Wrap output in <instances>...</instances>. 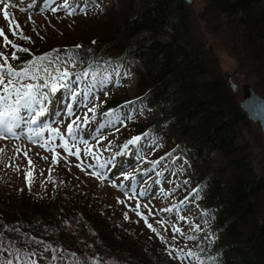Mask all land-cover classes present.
<instances>
[{
	"label": "trees",
	"instance_id": "obj_1",
	"mask_svg": "<svg viewBox=\"0 0 264 264\" xmlns=\"http://www.w3.org/2000/svg\"><path fill=\"white\" fill-rule=\"evenodd\" d=\"M203 1L206 10L226 19L243 83L252 81L264 97V0ZM120 25L115 29L99 24L96 31L104 33L75 39L70 46L82 47L71 54L76 66L67 65L69 71L81 72L91 65L102 72L106 53L137 62V96L112 99L100 110L117 109L124 101L158 105L159 118L140 122L129 132L131 137L174 135L172 142L163 141L159 154L165 158L173 153L188 162L187 184L201 190L198 197L188 193L208 209L211 232L192 235L209 234L212 239L200 241L197 256L204 264H213L210 258L216 264H264V173L253 171L246 145L238 144L237 127L247 118L218 71V57L195 31L192 11L184 0H143V6L132 9ZM20 30L26 35L21 26ZM143 34L148 38H139ZM30 38L31 43L15 42L30 50L18 53L17 67L38 55L57 53L54 49L59 54L67 50L54 42L37 45ZM119 139L118 148L128 141L123 135ZM125 226L128 221L115 222L99 198L67 181L41 194H24L7 189L0 176V234L6 240L25 238L51 245L56 251L49 253L57 256L58 264L78 258L88 264H174L175 258L153 245L154 237L148 238L151 243L139 240Z\"/></svg>",
	"mask_w": 264,
	"mask_h": 264
},
{
	"label": "rangeland",
	"instance_id": "obj_2",
	"mask_svg": "<svg viewBox=\"0 0 264 264\" xmlns=\"http://www.w3.org/2000/svg\"><path fill=\"white\" fill-rule=\"evenodd\" d=\"M68 2L70 4L69 9H59L53 13L50 8L63 3V0H56L55 4L52 3V0H9L7 11L10 21L14 25L19 24L26 35L35 38L37 45H41L39 41H42L45 45H50L51 42H54L55 46L66 47L67 50L64 54H58L63 58L69 52L68 58L76 50L75 47H71L70 45L79 36L89 37L98 32L104 33V29L96 31V25L99 24L117 29L121 27L122 21L131 15L132 9L139 10L143 6V0H94V2L90 0L86 8L82 0H68ZM204 4L205 1L203 0H194L193 5L191 7L188 6L192 11L195 31L218 57V71L222 74V77L224 78L226 72L231 73L232 81L239 87V90L235 94L237 98H241L240 87L244 84L252 86V81L243 83L241 76L237 73V59L233 55L234 40L229 42V32L225 30L224 25L226 19L212 10H206ZM129 6L131 7L129 8ZM21 8L24 11H20ZM72 8H75V14L69 15L68 13ZM82 8L85 10L81 11ZM3 12V4L0 3V28L4 29L5 34L9 36L10 40L14 42L19 41L20 39L13 37L9 32V24L5 21ZM43 37L45 41H43ZM146 37L147 35L143 34L139 38ZM83 39L87 41L88 38ZM0 50L5 51L9 56L12 51L10 46L6 50L3 48L2 37H0ZM52 55L55 56L57 53H53ZM106 56L109 57L108 62L104 64L102 72H98L97 77L98 81L104 80V84L101 86L97 83L96 88L93 89L95 100L92 101L90 97L88 104L89 107L92 106V103L99 105L96 120L91 121L89 125L85 126L83 131L78 133V136L86 139L89 145L94 146L93 153L100 156L101 163L110 158L113 153L122 152V155L115 157V165H109L100 169L94 155H85V146L80 143L79 139L76 141V147L80 148L79 160L75 156H67V153L58 147L61 143L60 138L52 136L48 129H58L61 135L69 141V146L71 147L73 142L71 137L67 136V124L71 123L76 116L83 117L87 111L84 105L78 103L81 98L80 96H77V100L73 101L72 96L67 90L59 89L57 93L49 95V102L46 104L47 111L44 116L38 118L37 124L32 126L33 128L44 129L43 140L37 138V143H32L27 139L26 135H21L20 139L9 138L7 140H0V176L2 181L7 189L24 194H41L50 185L59 181H67L74 184L75 187L84 190L85 193L93 194L99 198L115 222H125L124 213L127 211L130 219L127 220L128 226H125V228L134 237H139V240L151 243L148 238L152 236L156 239H151L153 245L157 246L158 250L164 252L165 249L168 252L167 250L171 246L182 248L185 252L191 250L197 254L198 246H196V242L188 241L186 236L196 233L189 228V224L193 226L199 225L202 229L199 233L211 232L209 217L205 215L208 214V209L200 206L196 202L197 200L194 195L191 196L188 193V191L190 193L193 192L192 185L187 184L188 178L191 177L189 170L187 174L188 162L173 153H167V151L162 152L167 153L165 158L159 154L163 141L166 142V139H169L172 142L174 135L154 136L149 134L135 146L129 145V148L126 150L123 147L118 148L119 137L123 135L129 140L132 138L129 131H132L140 122L151 121L160 117L159 106L146 107L132 101H124L117 108L119 109L123 123L117 124L115 127L107 126L101 129L99 134L94 131V129L99 127L100 123L107 124L109 118L103 116V113L113 109L111 107L108 110L101 111L102 105L122 96L134 99L138 94L136 88L139 77L137 62L133 60L130 62L122 60L119 57H114V53H106ZM27 82L40 83L41 81ZM87 83V80L81 81L78 85L74 86L75 90L82 92ZM43 90L48 91L47 89ZM67 105H72L73 115L71 117L68 115ZM21 115L26 116L23 112ZM127 117H131V119ZM116 128H119V131H116ZM237 131L239 132V137L237 138L238 144L246 145V156L250 161L253 171L263 174L264 138L257 125L248 120L246 122L243 121L241 126L237 127ZM17 132L21 134V129H18ZM22 132L27 133V126H22ZM98 135H103L106 139L97 143L94 137ZM49 139L52 141L49 146L55 147L56 152L60 154L61 158L58 165H52L51 181L42 183L49 176L48 169L51 164L52 153L45 151L39 144ZM109 142H111V145H109ZM169 144L172 145V143ZM17 147L21 149L19 153L14 152V149ZM105 148H110V150L105 151ZM167 148H170V145H167ZM25 150L28 151V156L33 161L35 171L34 178L31 180L30 190L26 186L25 180V170H28L29 167L27 158L23 155ZM72 150L75 151L76 149L73 148ZM44 156L48 157V159L44 160L41 158ZM65 156H67V161L62 158ZM157 160L160 163L153 169L151 162ZM81 161L83 162V171L75 166L81 163ZM88 165H96V167L89 168ZM93 171L100 172L101 175L105 176V179H97L90 174ZM157 173H161V175H157ZM125 175L129 176L128 180L124 179ZM133 176L135 177L137 195L133 199H129V196H133L131 191ZM120 185L124 186L123 189ZM142 189L148 190L147 197L138 196L139 191ZM125 193H127V196ZM185 197L188 198L187 201H185ZM121 200L124 203H120L119 201ZM137 201L141 204L139 210L148 216V222L152 223L157 228V231L165 236V243H162L159 237L146 227L144 221L134 211L130 210V208H135ZM182 201H184L183 204H181ZM145 204L149 205L154 215H148V209L144 207ZM164 208H173V212L161 211ZM181 216L185 219L181 220ZM160 219L166 221L165 226L168 229L167 231H164V228L156 223ZM173 224L180 227L185 233V236L177 235L175 241L171 239L173 234L171 225ZM15 240H18V238ZM0 241H2L0 260L5 256L12 259L13 257L9 253L15 252L21 260L28 261V264H31V259H36L37 264H58L55 259H52L49 251L45 252L44 246L37 243V241L23 238L19 241L13 240L10 242L6 240L4 233L0 234ZM4 248L7 249V252L3 251ZM17 249L19 250L18 252L16 251ZM33 251L37 254L35 257L27 255ZM173 263L199 264L195 257L185 258L183 261L175 258L173 259ZM72 264L88 263L87 260L78 258L77 260L73 259ZM92 264H96V262L93 261Z\"/></svg>",
	"mask_w": 264,
	"mask_h": 264
},
{
	"label": "snow or ice",
	"instance_id": "obj_3",
	"mask_svg": "<svg viewBox=\"0 0 264 264\" xmlns=\"http://www.w3.org/2000/svg\"><path fill=\"white\" fill-rule=\"evenodd\" d=\"M85 8L90 0H82ZM94 2V0H93ZM0 3L3 4L4 12L3 16L6 22L9 24V32L13 37H17L20 40L27 41L31 43V38L24 35L23 31L18 29L20 28L19 24L13 25L9 19V13L7 8L9 7V0H0ZM52 3L55 4L56 0H52ZM70 4L68 0H63V3L57 4L56 7H51L50 10L55 13L59 9H69ZM85 9L82 8L81 11ZM20 11H24L23 8ZM69 15L75 14V8L68 13ZM0 37L3 38V48L6 50L10 46L12 51L10 56L6 54L5 51L0 50V140H7L9 138L12 139H20L21 135H26L27 139L32 143H37V138L43 140V128H33L32 126L37 124V120L39 117L44 116L45 112L47 111L46 104L49 102V95L51 93H57L59 89H65L68 93L72 96L73 101L77 100V96H80V100L78 101L79 104L84 105L87 108V111L84 113L83 117L76 116L75 119L71 121V123L67 124V136L71 137L72 145L69 146V141L65 139L63 135H61L60 131L55 128H50L48 131L52 134V136H58L60 138L61 143L58 147L62 148L67 156H75L77 160L80 159V148L76 147V141L79 139L80 143L85 146V155H94L95 159L97 160L98 167L100 169L105 168L109 165H115L116 160L115 157L122 155V152L113 153V155L104 160L102 163L100 162V156L95 155L93 153V145H89L86 139H82L78 136V133L83 131V128L91 121L96 120V113L99 105L92 103V106H88L90 100H95L93 96V89L96 88L97 83L101 86L104 84V80H97L98 72L92 69L91 65H88L87 70L81 72H70L67 65L71 64L73 67L76 66V59L75 55L69 56L67 59L62 58L58 54V50H53L57 52V55L53 56L52 53H47L44 55H38L34 59H30L27 62L22 63L19 67L16 66L14 62L20 61L21 57L18 55L29 53V48L26 46L18 45L13 40L9 39V36L5 34L3 28H0ZM95 43V41H93ZM77 48L82 47L81 45L75 46ZM83 63V61H81ZM75 77L74 79H72ZM90 78V79H89ZM88 80L85 89L82 92H77L75 90L76 85H78L81 81ZM27 81H41L40 83H30ZM43 89H47L48 91H44ZM68 115L71 117L73 115L72 105H67ZM25 113V115H21V113ZM91 114V116H89ZM103 116L108 117L107 124L100 123L99 127L94 129V131L99 134L100 130L107 127L113 126L115 127L117 124L123 123L119 109H112L103 113ZM131 119V117H127ZM22 126H27V133L22 132ZM21 129V134H18L17 130ZM116 131H119V128H116ZM149 134L144 133L143 136L137 135L129 139L125 144H123V149H128L129 145H137L147 137ZM99 143L101 140L106 139L103 135H98L94 137ZM52 143L51 139L44 140L43 143H40L39 146L43 148L45 151L52 153L51 164L48 169L49 176L45 178V181L42 183H47L51 181V172H52V165H58L60 154L56 152L55 147H50L49 145ZM111 145V142H109ZM75 148L76 150L73 151L72 149ZM105 151L110 150V148H105ZM21 149L19 147L14 149L15 153H19ZM25 158L28 161V170H25V180L26 186L31 189V180L34 178L35 171L32 159L28 156V151L25 150L23 152ZM39 155V154H37ZM67 156L62 157L65 161H67ZM44 160H47L48 157L44 156L41 157ZM163 159V158H161ZM153 169L160 163V161H152ZM11 166V165H10ZM81 171L84 170L83 162L78 163L75 165ZM89 168H95L96 165H88ZM91 175L95 176L97 179L103 180L105 176L101 175L98 171H93L90 173ZM43 175V173H41ZM157 175H161V173H157ZM125 180L129 179L128 175L124 176ZM133 184L131 186V191L133 196H129V199H133L136 192V183L135 177H132ZM158 183V181H157ZM187 183V181H185ZM115 186V185H114ZM123 189V185H120ZM200 189H193V194L198 197ZM127 196V193H125ZM166 195V193H165ZM138 196L140 197H147L148 190L142 189L139 191ZM188 198L185 197V201ZM120 203H124L123 200L119 201ZM184 201L181 202L183 204ZM141 204L139 201L136 202L135 208H130L131 211H134L135 214L140 217L146 227L154 233L156 236L159 237L162 243L166 242L165 236L161 235L157 228L153 226L152 223L148 222V216L141 212L139 209ZM145 208L148 209V215H154L151 208H149L148 204L144 205ZM161 211L164 212H173V208H164ZM207 215V214H205ZM124 219L127 221L129 220V216L127 211L124 213ZM181 220H184V217H180ZM157 224L161 225L164 228V231H167L166 221L163 219L157 220ZM172 228V237L173 241L176 240L177 235L185 236V233L182 231L180 227H177L175 224L171 225ZM189 228L194 232L202 231L199 225H191L189 224ZM18 231V229H16ZM188 241H195L196 246L200 245L201 240L212 239L211 235L205 234L204 237H197L195 235L186 236ZM37 243H43L42 241H37ZM0 247H2V241H0ZM187 247V246H185ZM51 250L55 253V249L51 248V245H45L44 251L47 252ZM3 251L7 252V249L4 248ZM19 251L18 249L16 250ZM168 255L183 261L185 258H193L199 262V264H204V261L200 259L197 254L191 250L185 252L182 248L179 247H169ZM13 258L9 259L5 256L2 260H0V264H28V261L21 260L19 256L16 255L15 252L9 253ZM175 254V255H174ZM30 257H35L37 254L33 251L28 253ZM52 259H57L56 255H53ZM213 259V264H216V260ZM31 264H37L36 259H31Z\"/></svg>",
	"mask_w": 264,
	"mask_h": 264
},
{
	"label": "water",
	"instance_id": "obj_4",
	"mask_svg": "<svg viewBox=\"0 0 264 264\" xmlns=\"http://www.w3.org/2000/svg\"><path fill=\"white\" fill-rule=\"evenodd\" d=\"M184 2L190 7L193 5L194 0H184ZM68 54L69 52L63 58L66 59ZM224 78L234 93L239 90L238 85L232 81L230 72H226ZM240 91L242 93L241 98L238 99L240 109L249 122L257 125L264 138V97L258 94L255 88L249 84L242 85Z\"/></svg>",
	"mask_w": 264,
	"mask_h": 264
},
{
	"label": "bare ground",
	"instance_id": "obj_5",
	"mask_svg": "<svg viewBox=\"0 0 264 264\" xmlns=\"http://www.w3.org/2000/svg\"><path fill=\"white\" fill-rule=\"evenodd\" d=\"M191 7V6H190ZM45 91V90H44Z\"/></svg>",
	"mask_w": 264,
	"mask_h": 264
}]
</instances>
